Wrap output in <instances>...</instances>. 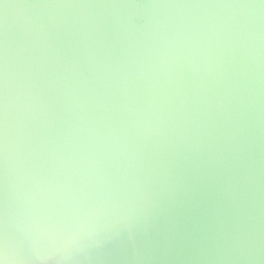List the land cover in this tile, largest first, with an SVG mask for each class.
Returning <instances> with one entry per match:
<instances>
[{
  "label": "water",
  "instance_id": "1",
  "mask_svg": "<svg viewBox=\"0 0 264 264\" xmlns=\"http://www.w3.org/2000/svg\"><path fill=\"white\" fill-rule=\"evenodd\" d=\"M0 264H264V0H0Z\"/></svg>",
  "mask_w": 264,
  "mask_h": 264
}]
</instances>
